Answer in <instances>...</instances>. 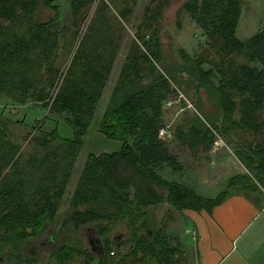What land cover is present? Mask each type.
<instances>
[{
  "label": "trees",
  "instance_id": "16d2710c",
  "mask_svg": "<svg viewBox=\"0 0 264 264\" xmlns=\"http://www.w3.org/2000/svg\"><path fill=\"white\" fill-rule=\"evenodd\" d=\"M59 2L0 0V94L15 96L21 104L32 100L53 115L66 116L74 129L71 141L56 131H38L34 155L23 161L20 146L0 121V240L14 245L41 238L59 218L67 184L120 47L113 40L109 7L103 4L97 8L88 34L75 53L71 51L75 39L71 49L67 47L68 28L56 21ZM95 4L96 0H70L75 23L87 17ZM41 5L50 9L53 17L37 23L34 18ZM243 8L242 0H189L183 5L182 11L207 38L212 59L205 54L193 60L181 50L186 65L164 71L157 31L152 33L154 41L143 36L130 46L100 124L104 136L120 142L122 148L89 156L62 227L70 226L76 233L87 229L91 248L84 250L80 243L74 248L63 245L54 256L59 264L75 259L91 264L96 255V264H181L184 254L171 245V238L163 236V228L156 231L151 227L143 211L165 200L179 213L212 214L232 197L224 192L214 199L204 198L159 174L164 168L175 174L184 171L166 139L160 137L163 129H169L163 122L165 105L179 93L174 87L184 80L189 79L196 93L206 88L216 94L223 113L222 125H214L219 134L242 133L246 137L237 157L253 178L236 177L230 187L240 186L241 192L264 196V29L241 41L237 30ZM129 14L124 11L120 16L126 19ZM147 19L149 27L156 21L155 17ZM62 40L67 57L74 53L64 76L55 66ZM236 58L248 63H238ZM205 63L211 69L205 70ZM204 128H192L188 134L179 128L177 139L192 151H210L214 134ZM57 142L59 146H55ZM126 220L132 230L125 242L130 250L120 254L117 249V254L118 245L110 235Z\"/></svg>",
  "mask_w": 264,
  "mask_h": 264
},
{
  "label": "rangeland",
  "instance_id": "374dc122",
  "mask_svg": "<svg viewBox=\"0 0 264 264\" xmlns=\"http://www.w3.org/2000/svg\"><path fill=\"white\" fill-rule=\"evenodd\" d=\"M189 0H96L92 11L87 17L82 18L75 23L72 13L70 0H60V16L56 21L61 27L68 28L67 44L61 41V47L58 51L55 66L64 76L71 63L72 57L79 46V43L88 34L89 27L96 19V10L99 6L106 4L109 7L108 16L112 24L113 40L120 45L118 54L114 59L112 71L104 91L102 100L92 121L90 131L84 138L83 147L79 157L72 170L66 193L59 210V218L51 225L48 231H45L41 238L31 239L23 245H14L13 243L0 240V264H59L55 255L63 245L74 248L81 244L84 250L90 247V239L87 229L76 233L70 226L62 229L65 217L69 212L70 200L74 194L83 170L90 155L112 154L119 152L122 144L117 141H111L104 136L101 130V122L104 113L109 105L112 91L119 79L123 65L125 64L130 46L139 37H145L146 40L154 41L153 32L157 31L162 45V54L164 62L162 69L183 67L186 65L180 52L184 50L190 58L198 60L200 56H211L213 53L208 49L207 38L203 32L190 19L189 15L182 11L183 5ZM244 8L241 20L237 30V37L241 41H247L261 30L264 29V0H242ZM160 6H163L159 9ZM130 12L126 19H122L121 12ZM53 17L50 9L40 6L34 18L35 22H48ZM156 18L149 27L147 18ZM75 39L73 48H70L71 40ZM67 45L74 51L70 57H67L63 47ZM238 63H248L244 58H236ZM205 70L211 69V65L205 63L202 66ZM180 74L185 76L181 69ZM217 84L218 79H213ZM178 90L177 95H173L167 101L165 107L164 124L169 128L166 141L170 150L177 155L181 163L185 166L184 175H172L167 173L169 180H178L188 187L195 188L200 193L201 187L208 184L211 197H218L224 192L232 195L238 193H248L239 191L230 187V182L236 177L253 178L252 173L246 168L243 162L237 157L246 137L242 133H231L228 136L219 134L214 125L221 126L223 123V113L221 112L216 94L212 89H200L198 93L189 79L184 80L183 84L174 87ZM12 95L0 94V121L4 123L12 134L14 141L20 146V153L23 161H27L34 155L35 138L38 137V131L43 133H56L64 140L74 139V129L70 126L66 116H56L48 110H44L40 105L32 100H26L25 104L19 103ZM264 123V113L262 114ZM208 128L214 134V142L210 151L199 149L192 151L188 146H182L177 139L178 129L189 133L194 128ZM57 142L55 146H59ZM206 186V185H205ZM191 188V189H192ZM133 191L131 195L133 197ZM163 194V193H162ZM253 194V193H249ZM172 208L164 200L163 203L143 211L147 212L146 220L156 231L163 228V236L171 238V245L177 247L184 254L181 264H193L188 257L187 249L179 243V238H189L183 232L181 214ZM143 220L139 221L141 225ZM130 221L119 222L112 231L110 238L118 245L120 254L129 252L125 242L132 236ZM57 237V238H56ZM97 238V237H96ZM98 240V239H97ZM190 241V239H189ZM102 242V241H101ZM59 246V247H58ZM118 254V253H117ZM91 264H96L97 255ZM69 264H84L81 259H75Z\"/></svg>",
  "mask_w": 264,
  "mask_h": 264
},
{
  "label": "crops",
  "instance_id": "0c3cea01",
  "mask_svg": "<svg viewBox=\"0 0 264 264\" xmlns=\"http://www.w3.org/2000/svg\"><path fill=\"white\" fill-rule=\"evenodd\" d=\"M185 169L184 166L182 173L175 174L164 168L159 174L168 182L188 187L181 181L166 178L167 173H171L180 175V179ZM205 185L200 193L191 188L204 198L214 199L208 193L204 194L211 190L208 184ZM181 218L182 230L189 238L186 240L181 234L179 243L187 249L193 264H264L263 195L238 193L212 214L186 211Z\"/></svg>",
  "mask_w": 264,
  "mask_h": 264
},
{
  "label": "built area",
  "instance_id": "2783aa9c",
  "mask_svg": "<svg viewBox=\"0 0 264 264\" xmlns=\"http://www.w3.org/2000/svg\"><path fill=\"white\" fill-rule=\"evenodd\" d=\"M168 129H163L161 132H160V137L163 138V139H166V137L168 136ZM194 235L196 236V233H194Z\"/></svg>",
  "mask_w": 264,
  "mask_h": 264
},
{
  "label": "water",
  "instance_id": "95a60500",
  "mask_svg": "<svg viewBox=\"0 0 264 264\" xmlns=\"http://www.w3.org/2000/svg\"><path fill=\"white\" fill-rule=\"evenodd\" d=\"M97 243H99V242H97Z\"/></svg>",
  "mask_w": 264,
  "mask_h": 264
}]
</instances>
